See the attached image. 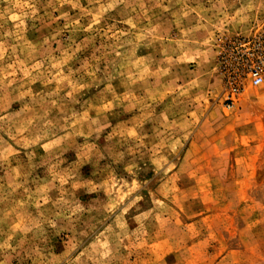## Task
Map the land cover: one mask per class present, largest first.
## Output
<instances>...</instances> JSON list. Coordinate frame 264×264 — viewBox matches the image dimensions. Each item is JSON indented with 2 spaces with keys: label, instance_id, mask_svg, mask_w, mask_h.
<instances>
[{
  "label": "rangeland",
  "instance_id": "rangeland-1",
  "mask_svg": "<svg viewBox=\"0 0 264 264\" xmlns=\"http://www.w3.org/2000/svg\"><path fill=\"white\" fill-rule=\"evenodd\" d=\"M264 0H0V264H264V84L220 54Z\"/></svg>",
  "mask_w": 264,
  "mask_h": 264
},
{
  "label": "built area",
  "instance_id": "built-area-1",
  "mask_svg": "<svg viewBox=\"0 0 264 264\" xmlns=\"http://www.w3.org/2000/svg\"><path fill=\"white\" fill-rule=\"evenodd\" d=\"M218 65L223 78L222 98L232 107L247 87L264 84V35L227 40Z\"/></svg>",
  "mask_w": 264,
  "mask_h": 264
}]
</instances>
